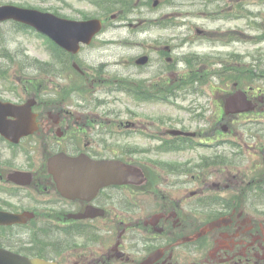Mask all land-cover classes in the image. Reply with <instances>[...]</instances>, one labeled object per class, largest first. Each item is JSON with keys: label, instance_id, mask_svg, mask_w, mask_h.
Here are the masks:
<instances>
[{"label": "flooded vegetation", "instance_id": "1", "mask_svg": "<svg viewBox=\"0 0 264 264\" xmlns=\"http://www.w3.org/2000/svg\"><path fill=\"white\" fill-rule=\"evenodd\" d=\"M187 33L184 29L161 39L142 32L148 36L145 43L133 42V68L108 59L89 63L85 50L92 44L84 46L76 55L68 53L66 62L58 58L51 78L15 83L13 91L3 92L14 102L20 100L13 95L18 90L34 99L39 127L17 144L0 136V210L26 215L23 223L0 226V246L38 254L45 245L62 264H264V88L247 85L254 110L247 112L243 158L219 160L220 151L237 152L219 150L236 134L227 121L234 116H225L223 109L239 84L237 66L230 56L213 61L214 67L200 54L191 61L187 53L177 55L175 48L185 47ZM196 33L202 40L230 38L233 30ZM250 67L244 65L243 75L238 68L245 83L254 75ZM259 76L263 82L264 71ZM123 98L134 103V110L116 108L114 103ZM179 103L192 111L191 120L212 114L206 122L218 144L209 150L212 158L198 155L203 164L192 157L188 164H164L167 174L157 181L161 185L150 187L153 176L146 174V165L156 164L147 153L157 148L195 151L204 144V132L192 130L180 117L151 114L156 104L181 111ZM122 136L130 138L131 146L122 147L128 143ZM139 138L147 143L139 144ZM59 152L126 161L142 169L146 182L112 185L91 199L64 197L47 169L50 157ZM145 193L162 195L157 208L147 213L140 196ZM211 223L215 225L208 227Z\"/></svg>", "mask_w": 264, "mask_h": 264}, {"label": "rangeland", "instance_id": "2", "mask_svg": "<svg viewBox=\"0 0 264 264\" xmlns=\"http://www.w3.org/2000/svg\"><path fill=\"white\" fill-rule=\"evenodd\" d=\"M101 2L103 8L100 10L90 3L89 0H0V3H12L19 6L50 11L59 16L72 19L104 16L106 18L104 33L94 40L88 50H85L89 63L101 64L108 59L112 62H127L133 68L132 59L137 53L136 45L133 42L139 40L145 43L146 39L144 37L148 36L147 34L144 35L138 32V28L133 27L134 21L138 20L141 16H145L147 21L143 24L139 23V26L144 25L142 29L149 30L152 36L161 37V39H164L172 31L180 29L161 28V26H158L157 21L175 20L174 24L179 25L184 20L187 25L185 30L188 31L187 36L184 37L187 44L182 50L175 48L177 55L180 53H202L205 56H211L213 53H221L227 56L235 52V56H238V60L237 58L235 60L239 62V59H242L243 64L252 65L254 62H264V0H160L158 6H154V0L148 4H145L142 0H101ZM245 10H247L249 15L247 18H244L241 14ZM233 11L235 12V16L227 17L224 20H217L215 17H212V20L200 17L202 12H205L204 15L212 12L215 15L226 16ZM213 20L217 22H212ZM117 24H122V26L117 27ZM221 24L224 27L234 28V32L237 31L235 42L228 44L227 41L223 42L217 37H206L202 40L196 33L197 28H210L213 30ZM0 37L4 43L0 48V92L8 90L7 86L11 84V80L14 83L18 81L28 84L31 77L27 75H39L38 68L41 69L43 76L46 74L50 75L48 70H51L52 65L57 62L56 60L60 51L58 52V48L56 49L45 38L30 30L19 28L12 21L0 23ZM181 41V38L176 39L177 43ZM125 42L129 44L125 45ZM6 79H8V82L2 84V81ZM238 87H241V85ZM261 87L263 88V85ZM114 105H116L117 109L123 111L134 110V103L126 98L114 103ZM153 107L151 108L153 116L161 118L164 116L180 117L187 125H190L192 130L199 129L203 131L204 139L211 140L212 127H209L211 122L208 124L206 119L200 124L197 120H191L188 114L176 111L172 107L158 104ZM211 115V113L206 112L204 116L209 118ZM227 121L230 127H235L236 133L242 131V133L236 134L235 138L245 143L246 136L244 135L245 129L243 127H247V123H245L247 122V114L233 118L228 117ZM174 123L175 121L173 120L170 126L174 127ZM122 137L124 138L123 142H128L122 147L130 145V138L126 139L125 136ZM138 143L145 145L147 141L139 138ZM221 149L223 147L219 148V150ZM1 150L3 151V156L6 157L4 147L1 146ZM225 150L229 152L231 148L226 147ZM202 152L207 153L208 150L205 148L196 149L195 151L186 150L180 153H160L155 149L149 154L147 153L146 158L153 160L156 164V167L146 165V174L153 176V183L151 182L150 187L161 185V182L157 183V181L159 176L167 174V169L163 168L164 164L168 166L188 164L191 162L187 159L189 157L194 158L195 163L201 162L203 164L204 159L198 158V155ZM243 153L244 145L241 151L236 152L234 155H227L220 151L218 158L222 160L224 157L229 156L234 160H239L243 158ZM218 155L215 154L213 156ZM140 196L142 201L143 198L145 200V212L143 213H147L149 209L157 208L162 197L161 194L153 197L148 193L141 194ZM143 216H147V214L140 215L141 218Z\"/></svg>", "mask_w": 264, "mask_h": 264}, {"label": "water", "instance_id": "3", "mask_svg": "<svg viewBox=\"0 0 264 264\" xmlns=\"http://www.w3.org/2000/svg\"><path fill=\"white\" fill-rule=\"evenodd\" d=\"M7 19H16L27 24L35 26L39 31H42L51 36L59 45L64 48L77 52L80 48V42L90 43L92 37L100 30V21L91 19L87 21H74L69 19L59 18L52 13H46L39 10L25 9L13 5L0 6V21ZM0 102V112L5 110ZM227 107L232 109V112H242L248 109L247 101L244 94L239 91L228 99ZM24 121H27L30 127L29 117L26 116ZM5 127L6 135L17 139L22 133H27L28 130L24 127L21 131L12 130L19 125H9L3 123L0 125V130ZM78 163L70 164L72 170L71 175L78 181H73L70 187L65 188L67 194L73 192L77 195H83L90 191H95L100 184H109L118 181H130L134 178L135 172L132 167H129L120 162H102L97 165L87 164V172ZM80 165V171L78 165ZM85 175H91L92 181L85 178ZM73 183L75 186L73 187ZM0 264H54L41 259H29L23 256H17L8 253L4 250L0 252Z\"/></svg>", "mask_w": 264, "mask_h": 264}]
</instances>
